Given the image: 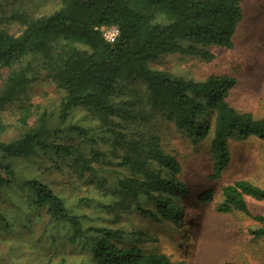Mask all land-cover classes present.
<instances>
[{
	"label": "trees",
	"instance_id": "obj_1",
	"mask_svg": "<svg viewBox=\"0 0 264 264\" xmlns=\"http://www.w3.org/2000/svg\"><path fill=\"white\" fill-rule=\"evenodd\" d=\"M24 1L0 12V69H7L0 106L18 105L15 123L0 119V134L20 129L15 139L0 140V200L19 182L33 207L66 224L69 244L80 243L94 264H177L134 244L139 231L92 223L44 180L21 178L16 161L62 156L88 183L89 194L99 195L81 198V205L97 204L114 224L138 212L179 225L187 184L179 161L163 146V128L172 126L195 144L208 140L211 178L218 179L230 163V143L264 140V118L231 106L227 97L236 80L229 76L197 81L151 62L166 54L207 60L210 46L231 48L242 0H60L58 9L39 17ZM108 27L119 31L111 43L102 32ZM40 71L62 92L56 115L24 103ZM77 109L96 123L68 124ZM63 128L77 135L75 143L58 139ZM222 195L218 212L246 215L260 224L252 234L264 238V215L252 214L247 199L263 201L264 188L237 180ZM205 196L203 201L212 199L210 192ZM0 219L6 220L1 210Z\"/></svg>",
	"mask_w": 264,
	"mask_h": 264
},
{
	"label": "rangeland",
	"instance_id": "obj_2",
	"mask_svg": "<svg viewBox=\"0 0 264 264\" xmlns=\"http://www.w3.org/2000/svg\"><path fill=\"white\" fill-rule=\"evenodd\" d=\"M14 4L15 0H0V12L11 9ZM24 4L27 11L39 17L58 9L60 0H25ZM241 5L243 17L231 48L210 46L212 58L207 60L166 54L152 61L151 66L197 81L211 75L229 76L236 80L227 97L231 106L256 118H264V0H242ZM6 74L7 69L1 68L0 91ZM45 76L46 73L40 71L24 103H32L38 111L47 110L56 115L62 92ZM17 106H0V119L15 123ZM54 119L57 125L59 120L56 116ZM95 123L82 109L74 111L68 121V124L79 126ZM64 128L58 133V139L75 143L77 135L64 132ZM19 132L17 127L8 128L0 134V140L9 142ZM163 132V146L179 161L182 179L187 184L184 214L177 226L153 221L138 212L127 214L128 217L125 215L121 222L114 224L113 219L103 213L105 209L97 204L81 205V198L92 196L98 200L99 195L94 190L89 194L88 183L75 177L68 161L57 154L18 160L17 173L21 178L35 176L44 180L69 207L87 214L92 223L103 221L114 227L139 231L134 244L146 252L166 254L177 264H264V238L252 234L260 224L241 213L226 215L217 210L223 202L222 188L228 184L247 180L264 188V140L251 137L230 143V163L220 178L213 179L214 162L208 140L195 144L168 125ZM115 176L111 173V181ZM209 192L212 199L203 201ZM247 199L252 214L264 215V200ZM0 210L6 218L5 221L0 219V264H94L80 243L69 244L66 224L51 220L44 208L33 207L19 182L3 192Z\"/></svg>",
	"mask_w": 264,
	"mask_h": 264
},
{
	"label": "built area",
	"instance_id": "obj_3",
	"mask_svg": "<svg viewBox=\"0 0 264 264\" xmlns=\"http://www.w3.org/2000/svg\"><path fill=\"white\" fill-rule=\"evenodd\" d=\"M103 36L108 42H114L118 37L119 31L116 27L102 28Z\"/></svg>",
	"mask_w": 264,
	"mask_h": 264
}]
</instances>
